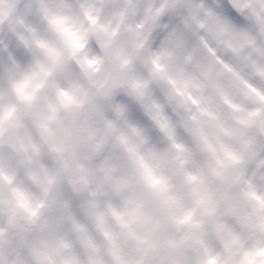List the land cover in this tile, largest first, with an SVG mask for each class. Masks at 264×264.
<instances>
[{"label": "clouds", "instance_id": "clouds-1", "mask_svg": "<svg viewBox=\"0 0 264 264\" xmlns=\"http://www.w3.org/2000/svg\"><path fill=\"white\" fill-rule=\"evenodd\" d=\"M0 264H264V0H0Z\"/></svg>", "mask_w": 264, "mask_h": 264}]
</instances>
